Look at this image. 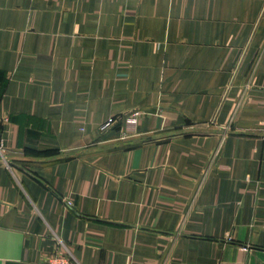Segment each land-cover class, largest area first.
<instances>
[{
    "label": "crops",
    "instance_id": "1",
    "mask_svg": "<svg viewBox=\"0 0 264 264\" xmlns=\"http://www.w3.org/2000/svg\"><path fill=\"white\" fill-rule=\"evenodd\" d=\"M56 252L264 264V0H0V264Z\"/></svg>",
    "mask_w": 264,
    "mask_h": 264
},
{
    "label": "built area",
    "instance_id": "2",
    "mask_svg": "<svg viewBox=\"0 0 264 264\" xmlns=\"http://www.w3.org/2000/svg\"><path fill=\"white\" fill-rule=\"evenodd\" d=\"M139 116H140V113L135 112L129 117H127L124 123L125 132L127 134L135 133L137 131L138 124H139ZM116 122H117V119L112 117L101 126V129L106 130L109 127L113 126V124ZM46 263L47 264H73L70 257L63 252H56L53 255L47 257Z\"/></svg>",
    "mask_w": 264,
    "mask_h": 264
}]
</instances>
